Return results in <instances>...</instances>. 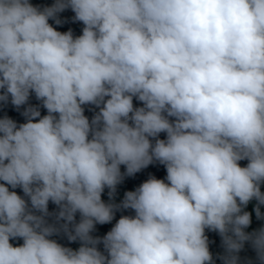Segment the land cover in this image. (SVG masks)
<instances>
[{"label":"clouds","instance_id":"1","mask_svg":"<svg viewBox=\"0 0 264 264\" xmlns=\"http://www.w3.org/2000/svg\"><path fill=\"white\" fill-rule=\"evenodd\" d=\"M66 9L81 35L49 22ZM9 102L27 106L24 123L0 118V264H215L206 230L223 264H242L248 241L243 264H264V227L246 231L245 210L255 199L264 219V0H0ZM157 162L165 179L116 202L126 176ZM124 209L134 215L92 234Z\"/></svg>","mask_w":264,"mask_h":264},{"label":"trees","instance_id":"2","mask_svg":"<svg viewBox=\"0 0 264 264\" xmlns=\"http://www.w3.org/2000/svg\"><path fill=\"white\" fill-rule=\"evenodd\" d=\"M31 3L33 5L40 6L41 8L46 7V6H51L52 4L55 3V0H31ZM75 16V13L71 9H66L64 12L59 14L60 19L63 21L62 24L56 25L54 20H50L49 22L53 24L54 27L57 28L59 31H68L71 29L74 33V35H81L82 34V29L84 27L83 22L80 21H74L73 17ZM134 105L139 107L142 106V102L136 100L134 98ZM29 103L33 105H39L40 101H38L35 97V94L33 93L30 96ZM22 106L19 110L12 105L10 102L7 104H4L0 106V118L6 116H9L13 120L17 122V124H21L26 122V118L22 115V112L24 110V107ZM85 115L91 119L95 111H98V108H95L92 105H85ZM41 115H46L47 110L41 106ZM39 119V118H37ZM161 139L166 138V133H161L160 134ZM248 163L247 160H242L240 161L241 166H246ZM121 171H125V166L121 165ZM150 176H155L158 179H165L167 176V171L165 165H162L160 163H154L150 164L148 167L142 169L141 171L137 172L133 176H126L123 180L122 183H120L117 186V195H116V202H120L123 197L125 192L135 190L138 186H140L144 181H146ZM18 194L24 195L22 188H16L14 189ZM108 189L106 188L104 193L102 194V199H104L106 202L109 201V196H108ZM262 191H264V186H262ZM257 201L253 199L246 207V211H249L252 214V223L249 225V227L246 229L248 232H252L254 230H257L261 227H264V220L263 219H257L256 213H255V206H256ZM261 207H264L262 205ZM58 210V206L52 203L51 201L49 202V211L50 212H55ZM121 215H134V211L131 209H124L116 212L115 219L111 223L107 224H97L94 232L92 233L94 236H100L103 237L106 235V233L111 230V228L114 226L116 221L120 218ZM77 221L80 219L79 213H77L76 216ZM254 220L256 221L255 226H254ZM206 234L209 237V248L210 251L213 253L214 259H215V264H223V261L219 258L220 255L223 254L224 248L222 245V238L219 235L218 232L206 230ZM56 239L59 243L63 244L64 246L72 247L73 249H77L80 246L79 241H69L67 237L63 234L56 235L53 237ZM14 245H19L23 243V239H13L11 241ZM100 249L103 251V244L99 245ZM241 257L242 264L245 260L251 259L255 262L256 258V252L253 249L251 242H245L244 248L241 250L239 253ZM258 264V262H256Z\"/></svg>","mask_w":264,"mask_h":264},{"label":"rangeland","instance_id":"3","mask_svg":"<svg viewBox=\"0 0 264 264\" xmlns=\"http://www.w3.org/2000/svg\"><path fill=\"white\" fill-rule=\"evenodd\" d=\"M261 212H264V207H261ZM255 223H256V221L254 220V226H255Z\"/></svg>","mask_w":264,"mask_h":264}]
</instances>
